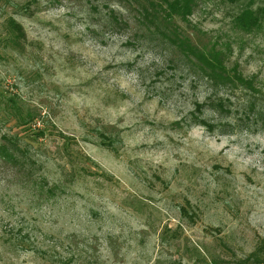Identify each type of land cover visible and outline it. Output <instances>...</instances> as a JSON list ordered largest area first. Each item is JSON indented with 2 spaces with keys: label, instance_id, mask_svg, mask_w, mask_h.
Returning <instances> with one entry per match:
<instances>
[{
  "label": "rangeland",
  "instance_id": "obj_1",
  "mask_svg": "<svg viewBox=\"0 0 264 264\" xmlns=\"http://www.w3.org/2000/svg\"><path fill=\"white\" fill-rule=\"evenodd\" d=\"M248 5L200 0L189 21L253 90L207 79L121 0L0 6V144L20 151L0 157V264H238L264 244V22L231 28Z\"/></svg>",
  "mask_w": 264,
  "mask_h": 264
},
{
  "label": "trees",
  "instance_id": "obj_2",
  "mask_svg": "<svg viewBox=\"0 0 264 264\" xmlns=\"http://www.w3.org/2000/svg\"><path fill=\"white\" fill-rule=\"evenodd\" d=\"M6 0H0V6ZM124 6L132 11L135 21L138 22L148 35L155 36L168 42L182 57L191 64L198 66L201 73L209 80L235 82L244 85L245 89H254L252 82L242 78V75L236 72L235 68H229L227 62V50L230 49V42L218 45L216 40L208 37L207 33L197 29L189 16L193 13L194 7L200 0H121ZM234 3L237 0H226ZM251 1V0H249ZM13 7L16 3L12 2ZM9 32L13 35L11 45L17 48V38L22 34L21 26L12 18H8ZM264 22V8L255 10L250 5L245 6L231 20V28L240 32L251 34L257 30ZM184 23L185 25L181 24ZM233 70V71H232ZM24 125L21 131H34L36 134H43V128H33V119L28 117L22 123ZM15 136V135H14ZM17 141L13 137H6L0 144V157L5 162L17 163ZM65 174L67 180L72 181L73 173ZM227 251V250H226ZM197 257L202 259L203 264H224L225 260L220 256L211 255L209 252L195 250ZM235 259L238 264H263L264 262V244L258 246L252 253L244 258Z\"/></svg>",
  "mask_w": 264,
  "mask_h": 264
}]
</instances>
